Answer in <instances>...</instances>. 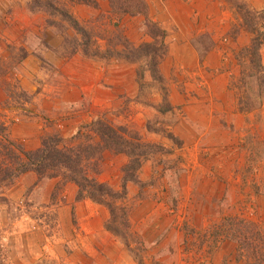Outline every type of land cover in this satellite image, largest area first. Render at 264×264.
Returning a JSON list of instances; mask_svg holds the SVG:
<instances>
[{"label": "rangeland", "instance_id": "374dc122", "mask_svg": "<svg viewBox=\"0 0 264 264\" xmlns=\"http://www.w3.org/2000/svg\"><path fill=\"white\" fill-rule=\"evenodd\" d=\"M74 1L81 32L29 0H0V134L28 150L50 134L71 145L102 119L170 153L151 154L125 186L141 246L106 229L107 206L77 200L73 182L29 170L0 184V264H249L222 223L235 216L264 228V87L249 112L231 87L250 40L242 14L264 15V0H146L147 16L109 0ZM149 20L164 32L161 81L143 51L132 59L117 54L119 44L107 51L114 32L132 46L152 41ZM163 100L171 109L159 112ZM101 158L97 179L121 191L128 157Z\"/></svg>", "mask_w": 264, "mask_h": 264}, {"label": "trees", "instance_id": "16d2710c", "mask_svg": "<svg viewBox=\"0 0 264 264\" xmlns=\"http://www.w3.org/2000/svg\"><path fill=\"white\" fill-rule=\"evenodd\" d=\"M73 1L29 0L28 4L31 9H41L52 17L67 20L70 25L81 32L83 29L70 9V4ZM229 1L238 7L237 0ZM109 3L122 14L147 16L146 0H109ZM242 18L244 24H247L250 40L247 46L237 52L240 70L237 77L233 79L231 87L236 94L238 110L249 112L260 106L264 87V64L260 58V47L264 44V15L246 10L242 14ZM149 27L151 31L148 35L152 41L132 46L127 42L126 37L121 35V32H114L113 36L116 40L112 46H107V51L108 53L115 51L119 44L121 49H117V54H121L125 59H132L134 53L143 51L142 57H151L149 62L153 66L152 71L157 74V76L153 75L154 78L161 81L162 77L156 64L157 60L165 53L164 32H160L152 20H149ZM154 39H159L158 44L154 42ZM129 53L130 55H127ZM163 101L165 104L158 107L159 112L171 109V105L166 100ZM84 127V131L79 130L78 135L81 138L75 144L65 145V140L59 134H50L42 137L37 148L29 150L24 149L21 143L0 134L2 147L7 150L6 154L5 152L0 153L2 155L0 158V184L11 183L19 174L29 170L33 171L38 178H59L62 184L73 182L77 186V200L89 198L107 206L109 218L105 224L106 229L111 231L126 247L132 243L141 246L142 243L137 239L136 233L129 230L128 211L125 210L121 200L125 197L126 183L136 180V171L143 160L148 159L151 154L162 152L164 148L154 142L142 141V137L137 131L122 124L113 125L110 122L97 119L85 124ZM166 133L168 139L181 145L173 133ZM94 135L98 141L94 140ZM105 151L124 154L128 157V161L123 166L124 176L122 177L121 191L115 190L107 182L100 181L96 177L100 170L101 157ZM164 151L170 153V151ZM222 229L225 236L234 240L238 245L240 255L246 257V260L249 257V264H264V228L260 224L246 221L241 217L229 216L223 218Z\"/></svg>", "mask_w": 264, "mask_h": 264}]
</instances>
